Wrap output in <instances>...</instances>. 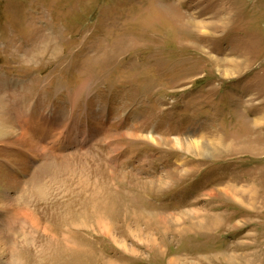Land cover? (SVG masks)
Returning a JSON list of instances; mask_svg holds the SVG:
<instances>
[{
  "label": "rangeland",
  "instance_id": "obj_1",
  "mask_svg": "<svg viewBox=\"0 0 264 264\" xmlns=\"http://www.w3.org/2000/svg\"><path fill=\"white\" fill-rule=\"evenodd\" d=\"M0 115V264H264V0H0Z\"/></svg>",
  "mask_w": 264,
  "mask_h": 264
},
{
  "label": "bare ground",
  "instance_id": "obj_2",
  "mask_svg": "<svg viewBox=\"0 0 264 264\" xmlns=\"http://www.w3.org/2000/svg\"><path fill=\"white\" fill-rule=\"evenodd\" d=\"M235 64H238V61H235ZM235 64H234L233 60L230 61V65L232 67H235L234 66ZM225 73H229L230 74L231 71L228 70V71H225ZM18 117H19V121H20L19 123H22L23 122V125L25 123H28L30 125H34V122H36L35 116H33V118H32V113H28L27 110H24V107L23 108H20V113H19V116ZM17 125L18 124H16V126ZM33 127H36V125H34ZM23 129H22V131H17L16 128H15V124H14V122L11 119L5 118V117H3V116L0 115V141L1 140H11V143H12V141H13L12 139H17L16 141H17L18 145H22L21 142L23 144H24V142L25 143L28 142V144H29V142H31L32 144L35 145V141L32 138H30L29 135L26 134V133H28V131L26 129H24V131L26 132L25 133L23 131ZM39 133H40V131H39ZM18 140L21 141V142H19ZM0 143H6V142H0ZM189 144H190V146H194V148H198L199 147V145H195V143H193V144L189 143ZM35 147H36V145H35Z\"/></svg>",
  "mask_w": 264,
  "mask_h": 264
}]
</instances>
